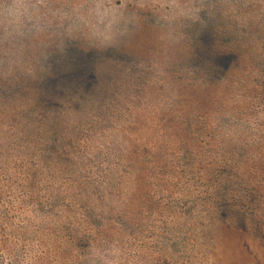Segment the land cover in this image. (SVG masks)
Here are the masks:
<instances>
[{
  "label": "clouds",
  "instance_id": "obj_1",
  "mask_svg": "<svg viewBox=\"0 0 264 264\" xmlns=\"http://www.w3.org/2000/svg\"><path fill=\"white\" fill-rule=\"evenodd\" d=\"M0 264H264V0H0Z\"/></svg>",
  "mask_w": 264,
  "mask_h": 264
}]
</instances>
